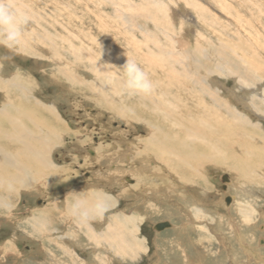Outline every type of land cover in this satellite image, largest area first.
Instances as JSON below:
<instances>
[{"label":"rangeland","instance_id":"rangeland-1","mask_svg":"<svg viewBox=\"0 0 264 264\" xmlns=\"http://www.w3.org/2000/svg\"><path fill=\"white\" fill-rule=\"evenodd\" d=\"M256 1L264 12V0ZM19 2L22 4V11L29 17L24 27V37L30 39L25 42L30 56L17 51L18 46L9 48L0 44V83L2 78L15 77L17 74L24 78L22 81H28L31 88L24 93L10 87L5 88L7 91L2 88L0 105L4 103V99H10L15 106L26 104L35 115L48 123H55L65 139L62 143L60 139L50 141L47 153H50L48 159L51 167L45 169L39 167L41 165L37 162L36 153L29 158L20 155L26 152L20 151L16 142L8 139L14 132H6L9 124L0 118V152L4 150L10 155L14 154L13 166L3 165L0 175H16V169L19 168L23 176L20 182L0 179V264H249V259L243 253L248 250L246 245L249 243L242 246L244 240L256 244L259 237L264 236V175H259V170L264 171V166L257 165L264 164V150L261 148L264 146V123L258 120V116L264 117V38L255 34L257 42L263 47L262 54L260 53L263 71H254L246 66L244 68L249 71L240 69L243 84L239 90L234 87L237 79H224L213 74L215 79H212L210 89L205 81L213 76L209 74V70L213 67L215 73V65H219L215 52L223 39L214 35L218 41L211 46L202 41L200 45L195 44L199 52H195L196 49L193 48L190 57L180 55L177 48L189 50L194 45L193 39L186 33L190 25H183L181 21H184L185 14L188 16L187 13H196L203 17V21L210 23L209 20L215 19V16L210 15L207 10L215 13L219 4L228 5L229 0H101L100 15L108 17L118 28L117 31L122 33V36L115 37L110 30L105 33L98 31L99 23L94 14L84 6V2ZM63 3L68 5L65 14L69 7L72 13L79 10L83 13L85 10L86 15L81 18H65L67 14H63L61 8L65 6ZM191 3L197 6L184 9L186 4ZM128 6L132 9L130 25L126 24L129 21L123 17ZM29 8L34 10L35 16L40 20L37 25L42 31L37 32V28L40 29L33 13L31 16L28 14ZM235 9L238 15H228L226 11V19L217 22L224 24L229 37L234 38L230 42L240 46L248 43L246 37L259 31L252 27L236 30V22L227 19L239 17L245 24L253 18L264 28V17H259L255 8L246 5L243 9L235 6ZM57 17L62 18L66 26L77 27L84 38H87V34L99 37L102 59L97 71L103 69L106 57L110 58L107 65L111 68L96 77L93 65L87 66L85 62L80 64L68 49L70 34L57 30L55 26ZM230 22L234 25L229 24ZM205 26V29H210L211 25ZM218 26L219 24L216 28ZM34 29L42 39L51 35L50 42L56 44L57 49L53 51L49 42L38 43L37 35H32ZM181 29L185 32L184 36L181 35ZM240 29L246 33V37ZM147 31H151L148 37L144 36ZM250 37L253 39V36ZM133 43L138 48H134ZM77 46L82 48L83 44L78 42ZM247 50L243 53L248 55L251 49ZM141 53L153 64V70L139 59ZM127 58L134 59L154 82L156 87L150 97L130 95L124 88V74L120 68ZM228 58L235 61L238 59L232 53ZM161 72L164 78L160 75ZM94 78L96 81H93ZM176 78H180L191 91L196 92L203 87L208 95L198 92L200 96L196 99L204 100L206 107L218 121L234 124L238 122L237 117L241 118L240 121H245V132L253 133L258 144L247 142L243 157L252 158L247 146L259 147L256 163H243L246 168L239 165L232 168V171L226 168L223 170L219 163L222 148L214 142L216 149H211L205 139L202 142L198 140L199 149L204 155L198 150L194 152L191 144L186 141L182 145L179 140L176 144L171 143L176 130L175 122L172 121L175 117V99L179 95L185 99L187 97L186 93H178ZM220 83L224 89L220 87ZM232 89L237 90L236 96L231 95ZM235 99H240L243 104ZM160 102L165 103L162 111H159ZM137 104L140 117L144 114L142 122H128L120 109H116L118 113L111 110L125 106L130 109ZM247 105L255 114L246 112ZM50 107L65 124L55 121L53 111H45V108ZM185 112L187 113L186 105ZM132 116L138 117L134 112ZM257 121L259 126L252 124ZM27 122L32 131L29 146L36 152L40 148V135L28 120ZM180 137L183 138V135ZM144 138L147 140L144 143L147 152L131 155L142 145L140 142ZM177 145L178 149L175 148ZM181 148L186 151L184 154L179 151ZM95 152L97 155L93 159ZM16 153L19 155L15 156ZM184 155H189L191 159L183 160ZM155 156L165 159L176 157V163L168 165L162 160L161 165L151 159ZM82 158L86 159L85 163ZM217 171L231 176L235 183L233 188L225 190L226 192L223 190L221 180L219 181L222 174H217ZM132 175L144 179L141 188L140 182L134 185ZM125 177L130 182H126ZM231 180L230 184L224 186H231ZM98 191L110 193L114 202L111 211L103 218L93 220L91 227L77 221L70 215L69 208L64 207L66 202L71 207L78 194L90 197ZM229 194L236 197V201L227 211L229 203H225V198L229 197L231 201ZM243 203L249 205L254 213L255 226L252 229H247L250 222L245 218V213L241 212ZM228 214L236 219L234 221L237 225H243L248 235L240 231L244 238L236 234L232 236ZM114 216L116 222L124 218L127 221L114 225L116 231L110 233V221ZM163 221L171 223L173 227L153 230V225ZM126 230L128 232L125 233L130 234V246L123 241V232ZM215 231H219L217 235ZM138 238H143V241ZM260 247L262 245L258 241L255 248Z\"/></svg>","mask_w":264,"mask_h":264},{"label":"bare ground","instance_id":"bare-ground-1","mask_svg":"<svg viewBox=\"0 0 264 264\" xmlns=\"http://www.w3.org/2000/svg\"><path fill=\"white\" fill-rule=\"evenodd\" d=\"M19 1L20 0H10V3H12L14 6H16L19 10L22 11V7H21L22 4L20 5ZM78 1L79 2H77V3H81V4L84 2L85 3L84 6L86 8H88L94 14L96 21L99 23V24H97L98 31L105 33L108 30H110L112 32V34L114 35V37H115V35H121L122 36V33L120 31H117L118 28H116V26H114L111 23V21L108 17H106L105 15H100L101 12L99 10V7H100L99 5L101 4V0H84V1L78 0ZM56 3H57V1H56ZM61 3L62 2H60V4ZM152 3L155 4V2H152ZM68 4L71 5V3H68ZM227 4L228 5L222 4V3L219 4V7H217V11L215 13H212L211 11L207 10V12L210 15L213 14L215 16L214 17L215 19L209 20L211 24L207 20L203 21V17L202 16L199 17V15L196 13L195 14L187 13L188 16H185L186 14L185 15L183 14L184 15L183 16L184 21H181V23L183 25H190V27L187 28L186 33H187L188 37L193 39L192 44H194V45L189 50L181 49V48H177V50L180 51L179 52L180 55L184 54V55H187L190 57L194 51L193 48L196 49L195 44L200 45L202 41H205V44L210 43V46H211V44L216 43L218 41L214 35H218L219 39H223V42H221V44H220L221 45L220 48L217 49L215 52L216 60L219 62V65H217V64L215 65V73L213 72V67H212V69L209 70V74L211 76L213 74H216V76L224 77V79H225V77H230L234 80L237 79L236 80L237 85L234 82L233 83H234L235 89L239 90L240 89L239 87L243 84L242 83L243 75L240 72V69H244L245 71H249V70H246L244 68L246 66V67H249L250 69H254V71H263L262 70L263 66L261 63L262 62L261 61L262 56H260V53L262 54L261 48H263V47H261L260 44L257 42L258 37H255V34L256 35L259 34L262 38H264V30H263L264 28L260 26L257 19L250 18V22L244 24L242 22V19L239 17L238 18L237 17L236 18L229 17L227 20L233 19V23L236 22L235 23L237 26V27H235L236 30L241 28V27H252L255 31H259L257 33H252L253 35L252 34L250 35V36H253V39H252L250 36H249V38H247L246 33L245 32L243 33V31L240 29V31L245 35L246 39L248 40V43L240 45V46L239 45L235 46L234 44H232L230 42V40H233L234 38L229 37L230 34L225 29L224 24H220V22H217V21L218 20H225L226 16L231 15V14L237 13L236 15H238V12L236 11L235 6L237 9H243L244 5H246V7H248V6L252 7V9L255 8V11L259 12V17H261V18L264 17V12H263V9L261 8L260 4H258V2L256 0H243V1L242 0H229V2H227ZM230 4H232V7L230 6ZM23 5H25V4H23ZM66 5L61 7L64 11L63 14H65V11H66L65 8H67V6H68V5L67 6ZM60 6H62V5H60ZM125 6H126V4H125ZM189 6H197V5L195 3L186 4L184 9L187 10V8ZM76 7H77V5H76ZM79 7H80V5H79ZM29 9L31 10V8H29ZM184 9H183V11H184ZM30 10H29L28 14H30V16H31V14L33 13V17H34L35 16L34 10H31V11ZM58 10H61V9H58ZM120 10H121V8H120ZM248 10H251V9L248 8ZM226 11H227L228 15H225ZM251 11H254V10H251ZM66 14H65L66 15L65 18H67V19L68 18H81L82 16L86 15L85 10L83 11V13L81 12V10H79L78 12L75 11V13H72V10L69 7H68ZM131 14H132V9L129 7L127 10V8H126V13L124 11L123 17L125 19H127V21H129V19H131L130 18ZM41 17H44V16H41ZM100 17H104L105 19H100ZM35 18H36L35 23L37 25L40 23V20L37 19V16H35ZM46 24L51 25L48 22H46ZM101 24H103V25H101ZM126 24L130 25L131 23L129 21ZM217 24H219L218 28H216ZM229 24H232V22H230ZM205 25H207L208 27H209V25H211L210 29L209 28L205 29V28H207ZM232 25H234V24H232ZM55 26H56L57 30L59 29L60 31H64L65 33L70 34V36H69L70 41H69V48L68 49L70 50V52L72 54L75 55L76 60L80 61V64H83L85 62V63H87V66L93 65L94 66L93 74L97 75L96 77H100L106 71V69L111 68V66L107 65L109 63L110 58L106 57L104 59L105 65H103V69L101 68V70L97 71V69L100 66L101 59H102L101 58V50L102 49H101V46H99V42H100L99 37L95 38L94 35L87 34V38H84L83 34L79 30H78L79 32L77 31V27L75 28L73 26L74 27L73 28L72 25L66 26L64 21H62V18H59V17H57V19L55 21ZM39 29L40 30H38V28H37V32L42 31L41 27H39ZM112 29L114 31H112ZM245 30L248 31L247 28ZM261 30H263V31H261ZM43 31H45V30H43ZM37 32L35 33V29H34V33L32 35L33 36L37 35L36 37H38V39L36 41H38V43L44 44V41L47 43L49 42L50 47L53 51H55L57 49L56 44H52L50 42L51 41V37H50L51 35L50 34H49L50 36L43 37V39H42V36L40 37ZM183 32H184L183 29H181V35L184 36L185 32L184 33ZM43 33L44 32H42V35L45 36ZM144 33H145L144 36L148 37L150 35L151 31H147ZM183 36H181V37H183ZM55 37L57 38L56 35H55ZM27 38L24 37V43L22 45H19L18 46L19 48H17L16 50L21 51V53L23 55L30 56V54L27 51V45L25 43V42H28L30 40ZM78 42L83 44L82 48H79L77 46ZM94 45H97V46L94 47ZM133 47L135 48L137 46L133 43ZM248 48L251 49L250 54H248V55H247V53L244 54L243 53L244 50H247ZM195 52H199V49H196ZM230 53H232V55H237L238 59L236 61L234 59H229L228 56ZM168 54H169V52H168ZM34 55H35V53H34ZM36 57H38V56H36ZM139 59H141V61H145V66H147L153 70V68H154L153 64H151L150 60H148V58L145 55H142V53H141V56ZM237 61L240 63L238 64ZM250 63H252V65ZM158 67H161V66H158ZM256 68H258V69L256 70ZM161 70H163L162 67H161ZM160 75L164 78L162 72ZM23 79L24 78L20 77L17 74L15 75V77L2 78L3 81H1V83H0V91L2 92V88H3V90H5V88H7V87L8 88L10 87V89H16L18 91H22L23 93L26 92L27 90H30L29 88H31V86H30L29 82L28 81L27 82L22 81ZM69 79H71L70 76H69ZM176 79H177L178 93L179 94L182 92L186 93L187 97L185 99V97H182L181 95H179L175 99L176 100L175 117L172 118V121L174 120V122H175L176 130L175 131L172 130V131H174L175 135L173 137L174 141H172L171 143L176 144L177 140H179L178 141L179 144L182 145L181 143L186 141V142L191 144V148L194 152L196 150H198L202 153V155H204L203 151H201L199 149L200 145H199L198 140H200V142H202V139H205L207 142V146L211 149H216V147L213 144V142H214L215 144L219 145L222 148V150H220L221 156L219 158V163H220V167L223 170L226 168V170L232 171V168H235V167L237 168L239 165H242L243 163L244 164H252V162L256 163V160H257L256 158L260 152L259 147H250V146L248 147L247 146V148L251 152L252 158L249 159V158L243 157L244 147H245L247 142H253L255 144H258L257 138L254 137L253 133L245 132V129H246L245 121H240V119H241L240 117L236 118V120H238V122L234 123V124L229 123V122L223 123V122L218 121L217 119H215L212 116V114H211L212 112H210L209 109L206 107L205 101L202 99H196V97L198 98L200 96L199 93H201V95H204V94L208 95V93L205 92L203 87H200L199 91L194 92L193 90L192 91L190 90L191 88L190 89L186 88L184 86V84L182 83L180 78H176ZM212 79H215V75H213L211 78L209 77L208 81H205L210 89H212V84H213V83H211ZM93 81H96V79L94 78ZM192 81L194 82V79ZM201 86H203V83H201ZM179 87H181L182 89H179ZM220 87H223V89H224V86L221 83H220ZM220 89H222V88H220ZM237 90H235V91L237 92ZM5 91H7V90H5ZM235 91L232 89V92H230L231 95L236 96L237 93H235ZM216 92L217 93L219 92L218 88H217ZM3 96H4V94H3ZM214 100H216V99H214ZM235 100H236V102L243 104V102L240 99H235ZM162 102L159 103V111H162L165 109V103H162ZM132 104H135V103H132ZM185 105H186L187 113L185 112ZM116 109L121 110L125 120L128 122H131L134 120H136L138 122L143 121L142 118H143L144 114H142V116H141L142 118H141L140 113L138 112V104L135 105L134 108L130 107V109L127 106H125V107H115L114 109H111V110H113V112H115V113H118V111ZM50 110L53 111V108L52 107H50L49 109L45 108V111L47 113ZM43 111H44V109H43ZM133 112L136 113V116H138L139 118L133 117L132 116ZM246 112H248L250 114H255L253 109L249 105H247ZM12 113L14 114V116H11ZM52 115L54 116L55 121H57L60 124L61 123L65 124L64 121L60 118L58 113L53 111ZM197 116H199L198 119H197ZM0 118L3 119V121L8 122V124H9V127L5 131L8 132L9 134H12L14 132V135L9 137L8 139L11 141H15L16 144L19 146L20 151L23 150L26 152V154H24V155L20 154L21 156H23L24 158H29V157H34V153H36L37 154V162L41 165L39 167H43L45 169L51 167L50 161H49L50 153H47L50 141L60 139V141L62 143L63 140L65 139V136L62 135V133L59 131V129L55 123H53V124L50 122L48 123L45 121V119H43L39 115H35L31 111L30 107L24 103L19 104V106L18 105L15 106L14 103L12 101H10V99H4V103L0 105ZM27 120L29 121L30 125L33 128L37 129L38 134L40 135V138H39V139H41V143L39 144L40 148L36 152L32 151L33 148L29 146L28 140L30 139V135H31L32 131L28 127L29 124H28ZM258 120L262 121L264 123V117L258 116ZM213 121H214V123H213ZM259 121H257L256 123H252V124H254L255 126H259L260 125ZM209 124L211 127H209ZM0 131H1V129H0ZM206 131H208L207 135H206ZM15 132H16V135H15ZM152 134H151V136H152ZM181 134L183 135V138L180 137ZM2 135L4 137H6L3 133H2ZM67 139L70 140V138H67ZM146 142H147V140H145V138H144L143 142H140L142 145L138 146L137 147L138 150L136 149V151L132 152L131 155L135 156L136 152H143V153L147 152L146 145L144 144ZM193 145L195 146V148ZM175 148L178 149V145ZM261 148L264 150V146H262ZM183 149L181 148V150H179L180 152L182 151L181 154H184L186 152ZM100 150H98V152ZM96 153L97 152L94 153L93 159L97 155ZM18 155H19V153H16L15 156H18ZM148 155H149V152H148ZM48 157H49V159H48ZM13 158H14V154H12V153L10 155V153L4 152V150H2V152H0V172L3 169L2 168L3 165H9L10 167L13 166ZM90 158H92V157H90ZM182 158H183V160H190L191 159V157L189 155H184ZM151 159L154 160L156 163H160L161 165L163 164L161 162L162 160H163V162L167 163L168 165L176 163V157H170L169 159H165L162 156H155L154 158H151ZM82 160H84L82 162H84V163L86 162V159L82 158ZM65 161H66V159H65ZM149 161H151V160H149ZM77 162H78V160L76 161V163ZM53 165H54V163H53ZM257 165L258 166L259 165L264 166L263 163H260ZM249 167H251V166H249ZM243 168H246V167L243 166ZM16 171H17L16 175H12V174L9 176L0 175V179H12V180H15L18 182L22 181L23 176L20 173V169L18 168V169H16ZM217 174H222V172L217 171ZM222 175H225V174H222ZM222 175H220V177ZM259 175L261 177H263L264 171L259 170ZM226 176L229 179V181H227V182L220 181L221 179L219 177V181L223 185L230 184L231 176L230 175L228 176L227 174H226ZM132 177H133L134 185L140 182L139 188H141L142 183L144 182V179H142V178L138 179L136 177V175H132ZM125 181L130 182L128 177H125ZM231 182H232L231 186H223L224 191L225 190L228 191L231 187L233 188V186L235 185L234 180H231ZM23 184L26 186L25 183H23ZM229 196L231 198V201L229 199L227 203L225 202L226 204L229 203L226 206L227 211H229L230 207L232 206V203L236 201L235 200L236 197H234L230 194H229ZM244 206H247V205L244 204ZM64 207L70 208L68 206L67 202L65 203ZM243 213H245V215H246L245 218L250 219V217H251L250 212L245 211ZM120 220L121 221L116 222L115 216L112 218V220L110 221V226L112 227L109 230L110 233L111 232L114 233L116 231V228L113 227L114 225L117 226L118 223L127 221L125 218H124V220H122V219H120ZM163 222H167V221H163ZM228 223H229L230 231H231L233 237L236 234L239 237L244 238L243 234L240 235L241 230L239 229L238 225L235 223V221L231 215H229V217H228ZM155 225H153V230L160 231V230L155 228ZM171 227H173V225L171 223H169V227L165 228V229H170ZM165 229H163V230H165ZM234 230H236V231H234ZM125 232H128V231L126 230L123 232V234L125 235V236H123V241L126 245L130 246L131 245L130 234L129 233L126 234ZM218 232L215 231V234L217 235ZM220 233H223V232H220ZM142 239L138 238V240H142ZM262 241L263 240H261L260 245L264 244V241L263 242ZM246 246H248V245H246ZM248 247H249L248 250L252 251V252H249L248 250H246L243 253L249 259V261H248L249 264H250V262L255 263L253 256H252L253 253L256 255V257L259 258V259H256V260H258V262H256L255 264H264V261H263L264 258L261 257L257 253V251H254V249H256V248L253 246H248Z\"/></svg>","mask_w":264,"mask_h":264},{"label":"clouds","instance_id":"clouds-1","mask_svg":"<svg viewBox=\"0 0 264 264\" xmlns=\"http://www.w3.org/2000/svg\"><path fill=\"white\" fill-rule=\"evenodd\" d=\"M29 17L10 3V0H0V44L9 48L24 43V27ZM124 74L123 86L130 95L150 97L155 90V84L149 74L131 58L120 68ZM114 197L110 193L98 191L92 196L77 195L69 208V213L80 223L91 227V222L103 218L111 211ZM10 210V206H8Z\"/></svg>","mask_w":264,"mask_h":264},{"label":"crops","instance_id":"crops-1","mask_svg":"<svg viewBox=\"0 0 264 264\" xmlns=\"http://www.w3.org/2000/svg\"><path fill=\"white\" fill-rule=\"evenodd\" d=\"M247 205V204H246ZM262 209V208H261ZM263 210H264V206H263ZM242 212H250V219L249 218H247L248 219V221L250 222L249 224H250V226H248L247 227V229H252V228H254V213L252 212V210H250V208L248 207V206H244L243 208H242V210H241ZM233 218V217H232ZM234 219V218H233ZM235 221H236V219H234ZM244 222H245V220H244ZM240 223V222H239ZM239 226V229L244 233V234H246V235H248L247 234V232H246V230H245V228L243 227V225L241 226V224H238ZM234 231H236V230H234ZM221 232V231H220ZM221 234H223V233H221ZM225 235V234H224ZM214 237V236H213ZM237 238V237H236ZM260 238V240L262 239L263 241H264V236H261V237H259ZM249 239V238H248ZM260 240H257L256 241V244H253V243H251V241H247V240H244V245H242V243L241 242H239L242 246H245L246 244H248L249 243V245L248 246H251V244L253 245V247H256V245L258 244V241H259V244H261L260 243ZM263 248H264V244L262 245V247H260V248H258V249H255L256 251H258V254L261 256V257H263L264 258V251H263ZM263 255V256H262ZM253 259H254V262L256 263V262H258V260H256V259H259L258 257H256V255L253 253ZM255 257V258H254ZM264 261V260H263Z\"/></svg>","mask_w":264,"mask_h":264},{"label":"water","instance_id":"water-1","mask_svg":"<svg viewBox=\"0 0 264 264\" xmlns=\"http://www.w3.org/2000/svg\"><path fill=\"white\" fill-rule=\"evenodd\" d=\"M220 179H221L222 182H227V181H229V179H228V177H227L226 175H222V176L220 177ZM223 189H224V188H223ZM225 200H226L225 202L227 203L228 200H229V198L226 197ZM168 227H169V222H160V223H157V224L155 225V228L158 229V230H162V229H165V228H168Z\"/></svg>","mask_w":264,"mask_h":264},{"label":"flooded vegetation","instance_id":"flooded-vegetation-1","mask_svg":"<svg viewBox=\"0 0 264 264\" xmlns=\"http://www.w3.org/2000/svg\"><path fill=\"white\" fill-rule=\"evenodd\" d=\"M80 161H81V159H79ZM221 186L223 187L224 185L223 184H221Z\"/></svg>","mask_w":264,"mask_h":264}]
</instances>
